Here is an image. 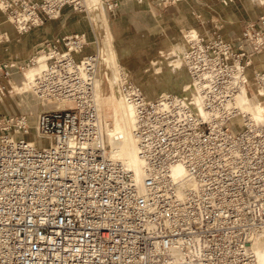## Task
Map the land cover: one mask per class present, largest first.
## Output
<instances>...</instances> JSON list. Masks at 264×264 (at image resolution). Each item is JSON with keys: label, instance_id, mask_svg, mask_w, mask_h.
<instances>
[{"label": "built area", "instance_id": "built-area-1", "mask_svg": "<svg viewBox=\"0 0 264 264\" xmlns=\"http://www.w3.org/2000/svg\"><path fill=\"white\" fill-rule=\"evenodd\" d=\"M118 1L102 0L107 9ZM65 6L81 10L86 0H0L21 31ZM206 22L185 54L202 114L174 96L146 99L132 81L119 85L133 111L139 181L106 142L97 55L74 57L80 35L42 50L36 91L72 106L38 115L46 148L27 140L24 115L0 114V264H264L255 254L264 243V120L235 103L264 50V3L242 35L226 37L223 19ZM13 68L0 64V74ZM257 78L264 91V71Z\"/></svg>", "mask_w": 264, "mask_h": 264}, {"label": "bare ground", "instance_id": "bare-ground-1", "mask_svg": "<svg viewBox=\"0 0 264 264\" xmlns=\"http://www.w3.org/2000/svg\"><path fill=\"white\" fill-rule=\"evenodd\" d=\"M137 1H139L138 3L141 6H143L141 3H145V0ZM228 1L231 2L232 0ZM256 1L260 9L258 13L259 16L262 12V4L264 3V0ZM119 2H121V0L118 1L116 6L111 7L109 11L113 12L116 8L117 11L127 8L124 1H122L121 3ZM221 3L224 5L227 4L226 0H221ZM102 9L108 11L102 0H86V6L81 10H77L82 11L81 16L88 21L87 24L89 26L92 24V27L96 26L98 28L101 42L98 47V40H89V38L86 36V33H72L69 35H80L85 42L84 46L80 50L74 52V57L77 60L82 56L89 54H95L98 57L96 73V95L98 99L100 119L105 130L106 142L111 149V153H113L117 158L121 159L125 163V165L131 171H133L135 179L139 181L141 178V165L137 156L136 140L132 135L133 111L124 103L119 90L120 83L132 80L129 77L128 72L126 71V73L120 66L117 54L112 45V37L107 30L106 16L103 13ZM65 10L76 12L71 7L65 6L61 9L59 14L55 18L49 19L46 23L35 26L30 30L21 31L0 8V11L5 17L3 18L2 16L0 18V31H2L1 28L4 27L5 30L10 29V31H12L13 33H18L17 41L12 42L11 47H9L10 52L14 55H17L16 57H29L26 60L23 59L25 61L18 65L26 64V61L32 58L37 61L35 63V65L37 64V68L34 71L23 70L22 76L20 77L19 81H16L12 84V92H14L13 94H15L14 99L18 98L16 95L18 94L21 100L24 101L29 109L31 108L33 112H35L36 110L38 111V109H43L36 115L33 125L36 133V138L33 135L30 122L25 116L29 123L27 140L33 146L38 148H46L50 145L49 139L43 137L38 132V115L46 110L72 106V104L69 102H63L59 104L54 100H51L50 98L38 93L34 87L37 76L46 65L43 61V54L36 52L38 55H32L33 47L35 46V44L42 45L40 49L46 48L47 41L50 42V40H52L53 38H58L59 34L55 36L53 35L62 27L63 22L71 21L73 23H78L80 21L78 19V22H74V19L78 16L75 14H65L59 19H56ZM75 27H77V25ZM199 27L191 26L189 27L188 32L185 33V49L182 44L174 45L172 43H168L162 51L164 56L167 57L165 60L159 58L157 60H154L153 62V64L156 65L155 68L147 66L140 70L136 79L137 84L135 82L133 83L137 86V88L141 91L142 95L146 99L154 100L164 96H174L175 98H178L186 103L187 106L195 111L196 114L203 113L200 105L199 94L196 87L194 86V81L185 62V54L189 47L188 39L196 38L201 34L202 31L199 32V30L202 27ZM113 29L119 35L121 33L126 35L129 34V30L125 21L121 19H116L114 21ZM26 32H29V34H26ZM242 34L243 31L241 29L238 35ZM1 35L7 36L6 33H3ZM49 36L53 37L45 40ZM90 45H93L95 48H97L96 51H91ZM12 61L13 60L0 62H7V64H10V62ZM13 65L15 67L18 66L16 62H14ZM29 67L30 66L27 65V68ZM245 71L247 75V82L237 92V95L235 97L236 107H238L242 112L250 115V117L254 120H264V91L262 90L263 88H261V84L259 83L257 78V73L259 71H264V50H260L254 54L253 61L247 65ZM18 72L21 71L13 69V74ZM153 84H155L156 86H154ZM8 97L9 99H11V95L8 94ZM9 99L7 100V102H10ZM12 100L13 99H11V101ZM237 124V130H240L242 128V121L240 116L236 117L235 119V126ZM178 172L179 170L175 171V173ZM255 254L257 261L259 263H264V243L256 246Z\"/></svg>", "mask_w": 264, "mask_h": 264}, {"label": "rangeland", "instance_id": "rangeland-1", "mask_svg": "<svg viewBox=\"0 0 264 264\" xmlns=\"http://www.w3.org/2000/svg\"><path fill=\"white\" fill-rule=\"evenodd\" d=\"M122 1L126 3L127 6L126 9L117 11L116 8L115 11L113 12H110L109 9L108 11L102 9V11L106 16L107 30L109 31V34L112 37L111 39L112 45L117 54L120 66L125 72L126 71L128 72V75L131 78L132 82L135 83L138 74L142 68H145L147 66L151 68H155L156 65L153 64L154 60H157L159 58L165 60L167 58L166 56H164L162 51L163 48H165V46L168 43H172L174 45L182 44L185 49L186 46H185L184 35L186 32H188L189 27L200 26L202 28L199 30V32L203 31L206 28V24H207L206 21H208L210 18L215 20L216 19V17L214 16L215 12L217 13L216 15H219V12H217L216 9H213V6L221 2V0H217L214 3L209 0H204L209 3L206 4L204 2L203 3L201 2L200 4L194 2L192 3L190 0H179V2L177 3L164 4L161 3L160 0H145L144 1L145 3H141L143 5L141 6L138 3L139 1L137 0H121V2ZM226 3H227L226 5L221 4L222 5L221 7L227 8L229 10L231 8H236L239 10V13L244 17V19L242 18L239 19L240 27H242L241 28L242 30L244 27V23L246 21L254 20V18L258 16V13L260 11L256 0H232L231 2L226 0ZM180 4H181V9L183 10L185 9V12L182 11L181 14L183 15L179 16L180 13H177L176 11L178 8H180ZM231 4H233V7H229V5ZM203 7H206L210 10L205 9ZM200 10L204 11V13L200 12ZM81 12L82 11L72 12L69 10H65L63 13H61V15L56 19H59L65 14H69V15L75 14L78 16L77 18L74 19V22H78L79 20L80 21L78 23H73L71 21L63 22L62 27L53 36L59 34L58 36L59 38L72 33H86V36L89 38V40L91 41L98 40L97 41L98 43L97 47H98L101 44L99 30L96 26L92 27L91 26L92 24L89 26L87 24L88 21L82 18ZM132 14L136 16L135 18L132 19V21L136 22L137 19L142 18L143 19L142 22H140V24H136L130 21V15ZM168 15H171V17L169 18L167 17L168 19L165 21L166 16ZM184 15L186 16V19L185 17H183ZM2 16L3 18H5L2 12L0 11V18ZM203 16L205 17V19L208 20H206L204 22V25L202 26L199 25L200 22L198 17L204 18ZM116 19H121L125 21L129 30L128 35L122 33L119 35L117 32H115V30L113 29V23ZM222 19L228 22L226 23L227 24L226 26L222 27L223 29L222 33L226 35V37H229L233 34L237 35L236 32L238 30L237 31L235 30L233 26L234 24L233 21L224 17H222ZM46 22L47 21H45L44 23ZM76 25L77 27H75ZM187 26L189 27L186 29ZM1 29L2 31L0 32V39L3 37L1 35L3 33H6L8 36V37L4 36L7 37L8 39L7 41L2 40V42H0V49L1 50L3 49V53H4V56L1 55V57L7 58L8 60H13L14 62L17 63V65L28 59L29 57L28 58H22L19 56L16 57L17 55H14L9 50V47H11V43L17 41L18 33L17 34L13 33L12 31H10V29L9 30L6 29L7 30L6 31L4 27ZM29 32H26V34L27 33L29 34ZM53 36H49L45 40H48ZM48 43L50 42L48 41L46 42V47ZM41 46L42 45L35 44L32 52L33 56L34 55L36 56L37 53L43 54L42 50L45 48L40 49ZM90 48L91 51H96L97 49L93 45H90ZM13 61L10 62V64H13L14 63ZM0 64H7V62H0ZM29 66L30 67L27 68V61L26 64H21L18 65L17 67L14 66L13 69H17L21 72L13 74V71H11L10 76L7 78L2 77V75L0 74V114L26 116L30 122L33 135L36 138V133L33 125L36 115L43 109H38V111L36 110L35 112H33L31 108L29 109L26 103L21 100L18 94H16L18 98L14 99L15 94H13L14 92H12V84L16 81H19L20 77L22 76L23 70L34 71L37 68V64L36 65L32 64ZM153 85L156 86L155 84ZM8 94L11 95L10 98L13 99L12 101L11 99H9ZM8 99L10 102H7ZM236 128H238V124L236 125Z\"/></svg>", "mask_w": 264, "mask_h": 264}, {"label": "crops", "instance_id": "crops-1", "mask_svg": "<svg viewBox=\"0 0 264 264\" xmlns=\"http://www.w3.org/2000/svg\"><path fill=\"white\" fill-rule=\"evenodd\" d=\"M192 3L194 2L193 0H190ZM209 1H212L213 3L214 2H216L217 0H209ZM201 2L203 3H206V4H208L209 2H207V1H204V0H200V1H198V3H200L201 4ZM195 3V2H194ZM222 3L220 2V3H218V4H215L214 6H213V9H216L217 10V12H219V15H216L217 13L215 12V14H214V16L217 18V19H222V17H224V18H228L229 20H232L233 21V26H234V28H235V30L237 31L236 33L238 34V33H240L239 31L241 30V28L242 27H240V23H239V19L240 18H242V19H244V17L239 13V10L238 9H236V8H231L230 10L229 9H227V8H224V7H221L222 5H221ZM229 7H233V4H231V5H229ZM203 8H205V9H208V8H206V7H203ZM198 9H200V8H198ZM181 10V11H180ZM208 10H210V9H208ZM238 10V11H237ZM182 11H184L185 12V9L183 10V9H181V4H180V8H178L177 9V13H180L179 14V16L180 15H183V14H181V12ZM200 12H202V13H204V11H201L200 10ZM186 13H187V11H186ZM222 17H221V16ZM178 16V17H179ZM136 16L135 15H130V21H132V19L133 18H135ZM169 17H171V15H168V16H166V19H165V21L168 19ZM175 17H176V15H175ZM183 17H185V19H186V16L184 15ZM204 17V16H203ZM164 19V18H163ZM203 19H205V17L203 18ZM254 19H256V18H254ZM142 18H140V19H137L136 20V22H134V21H132L133 23H136V24H140V22H142ZM249 20H251V19H249ZM129 26V25H128ZM189 26H187L186 27V29L188 28ZM129 29H130V27H129ZM1 32V31H0ZM4 37V36H3ZM1 38L0 39V42H2V40L3 41H7L8 39L6 38V37H4V38ZM123 50H125V49H123ZM1 55L2 56H4V53H3V49L1 50L0 49V61H7L8 59L7 58H3V57H1ZM15 59V58H14ZM137 65H138V63H137ZM16 107V106H15Z\"/></svg>", "mask_w": 264, "mask_h": 264}]
</instances>
